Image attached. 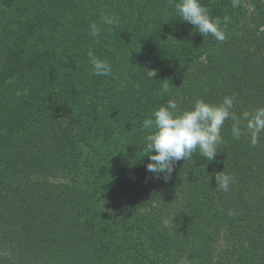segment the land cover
I'll return each mask as SVG.
<instances>
[{"label":"trees","instance_id":"obj_1","mask_svg":"<svg viewBox=\"0 0 264 264\" xmlns=\"http://www.w3.org/2000/svg\"><path fill=\"white\" fill-rule=\"evenodd\" d=\"M97 1L91 4L94 6ZM140 1L141 15L134 23L135 1L108 0L102 9L95 7L94 11L80 0H48L46 8L29 1L30 7L35 6L37 28L41 24L44 33L37 30L39 33L31 37L33 43L21 41L15 35V27L1 34L0 264H53L57 258L52 252L81 207H72L66 213L55 206L46 192L51 186L46 177L58 179L57 162L62 157L51 156L48 150L44 157L33 152L40 132L63 133L71 141L76 139L74 130L79 117L99 119L112 113L110 125L104 126L107 130L115 126L114 121L124 123L128 118L133 121L131 131L143 133L137 123L140 119L129 117V113L134 110L136 100L151 103L147 95L155 79L148 69H168L186 47H191L180 42V47L177 46L180 50L174 52L176 48L166 43L170 28L193 26L182 22L175 13L174 5L179 0ZM200 3L211 18L220 19L226 34L228 23H224V17L230 20L226 13V9L230 10L229 3L226 0H200ZM147 11L149 14L141 26L137 22L142 21ZM107 15L118 17L119 22L102 23L101 17ZM149 18L152 20L148 24ZM93 22L100 28L96 38L89 35ZM208 37L212 39L211 35ZM223 50L224 42L210 54L221 57ZM89 52L107 60L112 74L93 75ZM122 65L126 68L122 69ZM137 67L143 74L142 81L150 85L144 87L142 99L132 88L134 75L127 78L128 74H119L120 70L134 73ZM117 130L123 133L122 128ZM224 144L229 150L238 146L232 141ZM72 148L73 145L67 148L62 145L58 150L68 152ZM233 156L241 174L236 162L233 167L225 161L217 162L214 167L208 165L204 173H194L192 166L181 160L176 164L174 183L165 186V194L159 193L151 182L143 183L142 189L137 190L136 200L147 212L143 218L151 221L149 224L144 221L142 227L152 229L153 244L160 250L157 264H264V199H261L264 185L254 187L246 171L248 168L253 175L258 173L250 145L241 144ZM260 164L264 167V161ZM223 171L235 178L228 192L215 190V173ZM228 197L230 200L226 201ZM217 202H220L218 213L214 214L212 207ZM18 213L23 214L21 221L25 219L21 228L15 226Z\"/></svg>","mask_w":264,"mask_h":264},{"label":"rangeland","instance_id":"obj_2","mask_svg":"<svg viewBox=\"0 0 264 264\" xmlns=\"http://www.w3.org/2000/svg\"><path fill=\"white\" fill-rule=\"evenodd\" d=\"M29 1H32V4L40 3L41 7L46 8L48 0H0V36L15 27V35L21 41L33 43L31 37L34 33L38 31L44 33L41 24L37 28V21L34 19L35 6L30 7ZM80 1L83 5L88 4L91 11H94L95 7L102 9L108 0H98L94 6L91 4L93 0ZM129 1H135L132 4L134 23L141 15L142 2L122 0L125 3ZM226 1L230 5V10L226 9L230 22L227 25L228 32L223 41L224 54L220 55L221 57L211 56L210 51L223 45V42L213 37L208 39V35L202 36L195 26L169 29L170 35L166 43L169 47L176 48L174 52L180 50L177 48L180 42L188 43L191 47H186L183 54L179 55V60L173 62L168 60L172 63L170 65L168 62L167 65H170L168 69L157 70L152 67L148 69L155 71L149 72L155 80L152 81L153 89L147 98L151 103L152 101L156 103L154 105L145 100L144 104L140 100L133 102L134 110L130 111L129 117L139 118L140 121L137 122L139 127H142L144 115L149 116L155 109L165 106L169 99L176 100L180 109L190 110L197 99L218 105L225 97L234 96L232 112L238 117L246 111L253 112L258 108H264V0H237L236 7L232 6L233 0ZM148 14L147 11L142 21L137 23L142 26ZM151 20L152 18L147 19V23L149 24ZM45 33L48 36V33ZM189 40L195 43H190ZM239 45H242L241 48L238 47ZM124 68L125 65H122V69ZM137 69L138 67L134 73L120 70L119 74L126 73L127 78L134 75L135 85L132 88L135 95H139L142 99L144 87L150 85L142 81L143 74ZM168 70L173 73H168ZM175 71L177 72L174 73ZM165 84L168 85L167 94L161 92ZM175 87L177 88L173 90ZM112 116V113H106L103 118L99 116V119L81 116L74 130L76 139L70 141L68 137L65 139L63 133L53 135L51 131H41L32 146L33 152L39 156L44 157L48 150L51 156L62 157L57 162L60 169L56 176L58 179L52 181L49 176L46 177L51 184L46 188V192L53 198L55 206L66 213L72 207L81 206L76 211L75 221L67 228L63 240L52 252L57 258L53 264H118V261L120 264L159 263L156 256L160 250L156 244H153L152 229L147 225L142 227L144 221L147 222L145 224L151 221L143 218V214L147 212L136 200L139 193L137 190L142 189L143 183L151 182L157 186L159 193L165 194L167 192L165 186L174 183L178 168L175 165L174 171L167 180L163 178V174L148 172L146 166L151 161L146 157L149 154L144 151L146 133H133L131 131L133 121L128 118L124 123L114 121L115 126L107 130L104 126L110 125ZM245 123L241 121V127ZM232 124L231 119L226 120L221 128L222 143L217 147L215 160L207 161L195 153L192 159L184 161L188 166H192L194 173H204L208 165L212 164L211 166L214 167V163L222 161L233 167L236 162V157L233 155H237V150L244 143L245 146L250 145L252 148L253 162L258 172L253 175L246 168L252 179L251 183L254 187L264 185V167L260 164L264 161V132L259 134L257 143L253 145L248 134L242 135L240 139H234ZM117 128H122L123 133ZM225 136L226 140H224ZM225 141L238 143V146L234 150H229L224 144ZM62 145L65 148L73 145L74 148L68 152L58 150ZM237 163L238 161L236 169L241 174ZM236 181H239L238 177ZM261 192L264 194V190ZM261 199H264V196ZM228 200L230 197L226 199ZM219 204L220 202L213 204L214 214L218 213ZM21 215L23 214L18 213L15 220V226L18 228L23 226L25 220H20ZM158 230L159 227L156 231L160 233ZM113 256L119 257L115 259Z\"/></svg>","mask_w":264,"mask_h":264},{"label":"clouds","instance_id":"obj_3","mask_svg":"<svg viewBox=\"0 0 264 264\" xmlns=\"http://www.w3.org/2000/svg\"><path fill=\"white\" fill-rule=\"evenodd\" d=\"M232 6H237V0H233ZM174 11L181 17L182 22L195 26L202 36L211 35L219 42L225 40L226 34L221 28L220 19L211 18L208 9L200 0H179L174 5ZM101 21L107 25L119 22L118 17L112 15L102 16ZM229 22V17H224V23ZM89 29L92 38L99 36L100 28L95 22L90 24ZM88 56L93 75L107 77L112 74V67L107 60H102L91 52ZM152 72L155 71H150ZM161 92L168 93L167 84L162 87ZM234 102V96L225 97L218 105L197 99L190 110H182L176 100L169 99L165 106L155 109L143 120L141 127V131L146 133L144 151L149 154L146 157L151 161L147 164L146 170L150 173L163 174V178L167 180L178 162L192 159L195 153L207 161L215 160L217 147L222 143L221 128L229 119L233 121V138L240 139L242 135L248 134L255 145L259 134L264 132V108H258L254 112L246 111L238 117L232 112ZM241 121L246 122L243 127ZM209 178L211 180L210 176ZM215 181L217 185L215 190L228 192L235 178L223 171L215 173Z\"/></svg>","mask_w":264,"mask_h":264}]
</instances>
